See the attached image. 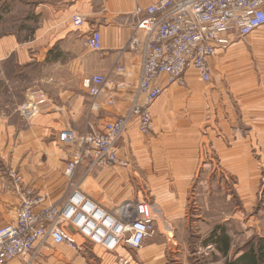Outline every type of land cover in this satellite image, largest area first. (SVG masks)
Segmentation results:
<instances>
[{"label": "crops", "instance_id": "1", "mask_svg": "<svg viewBox=\"0 0 264 264\" xmlns=\"http://www.w3.org/2000/svg\"><path fill=\"white\" fill-rule=\"evenodd\" d=\"M3 7L18 16L10 28L0 12V227L16 221L20 204L12 170L44 198L38 210L63 198L64 167L73 149L60 141V132H84L90 124L102 129L124 114L141 65L140 53L125 49L132 0H0ZM75 13L86 16L81 29L72 24ZM92 30L101 32L100 51L85 47ZM210 62L218 74L211 85L190 70L186 86H166L154 103L151 134L142 135L136 124L125 132L118 153L132 167L98 168L86 176V166L78 171L84 192L107 207L137 197L153 201L163 213L156 234L138 251L120 247L115 253L49 243L33 264H118L120 256L130 264H167L176 246L198 240L205 246L215 221L234 220L236 197L249 209L255 205L264 168V26ZM117 63L127 67L126 74L113 72ZM94 73L121 84L113 105L99 97V110L91 109L81 84ZM34 88L47 97L39 102L40 113L27 120L21 108Z\"/></svg>", "mask_w": 264, "mask_h": 264}, {"label": "built area", "instance_id": "2", "mask_svg": "<svg viewBox=\"0 0 264 264\" xmlns=\"http://www.w3.org/2000/svg\"><path fill=\"white\" fill-rule=\"evenodd\" d=\"M132 1V34L125 49L138 51L141 65L128 110L102 129L90 124L84 132L74 128L60 132V141L73 150L64 167L68 188L58 203L38 210L44 198L24 183L20 172L11 171L20 204L16 221L0 227V264H11L16 258L33 264L49 243L78 251L88 245L110 253L120 247L142 249L156 234L162 210L148 197L124 200L113 207L103 205L81 188L79 168L86 166V176L98 168L131 167L130 159L119 156V143L132 124L145 136L154 131L152 107L165 87L186 86L190 70H196L204 83H212L211 58L264 26V0ZM86 23L85 15L72 16L75 28L81 29ZM85 46L91 51L102 50L101 32L87 34ZM127 71L121 63L113 68L119 75ZM81 84L92 99V110L101 109L102 95L108 105H113L121 86L102 73L85 76ZM46 97L43 88H34L31 101L21 108L23 117L30 120L40 113L39 102ZM117 262L130 264L123 256Z\"/></svg>", "mask_w": 264, "mask_h": 264}, {"label": "rangeland", "instance_id": "3", "mask_svg": "<svg viewBox=\"0 0 264 264\" xmlns=\"http://www.w3.org/2000/svg\"><path fill=\"white\" fill-rule=\"evenodd\" d=\"M5 8V9H3ZM0 12L6 15L5 22L7 26H13L15 22L13 18L17 17V13H11L7 7H3ZM86 47V46H85ZM213 78L218 75L212 72ZM223 76L225 74H222ZM200 79V78H199ZM201 80V79H200ZM202 81V80H201ZM203 82V81H202ZM207 84V83H205ZM207 84V85H211ZM133 163L131 164V167ZM263 167H262V179L260 185V192L255 205L252 208H248L244 205L240 196L237 198V212L236 218L225 224L228 233L231 236V250L228 257H225L218 251L215 246L206 247L203 246L198 240L196 245L182 244L173 248L174 252L167 255V264H230L234 262L242 253L252 252L257 255L259 264H264V180H263ZM68 188V183H67ZM222 222V220H221ZM227 224V225H226ZM164 230V229H162ZM168 235L173 238L172 232ZM194 238L196 236H193ZM262 246V247H261ZM262 248V251H260ZM176 250V251H175Z\"/></svg>", "mask_w": 264, "mask_h": 264}, {"label": "trees", "instance_id": "4", "mask_svg": "<svg viewBox=\"0 0 264 264\" xmlns=\"http://www.w3.org/2000/svg\"><path fill=\"white\" fill-rule=\"evenodd\" d=\"M227 225V224H226ZM198 237V236H197ZM231 236L227 231L225 224H218L216 221L210 229L206 230L204 235V243L206 245H213L218 249L222 255L228 257L231 250ZM262 247V246H261ZM264 248V247H263ZM262 251V248H260ZM264 252V251H262ZM230 264H259L257 260V255L251 252L242 253L234 262Z\"/></svg>", "mask_w": 264, "mask_h": 264}]
</instances>
